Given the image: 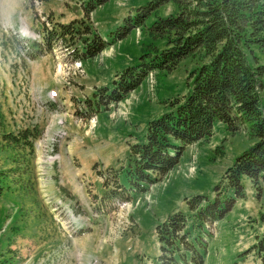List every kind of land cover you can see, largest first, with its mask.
I'll use <instances>...</instances> for the list:
<instances>
[{
    "label": "rangeland",
    "instance_id": "1",
    "mask_svg": "<svg viewBox=\"0 0 264 264\" xmlns=\"http://www.w3.org/2000/svg\"><path fill=\"white\" fill-rule=\"evenodd\" d=\"M148 1L20 0L0 25L5 264H161L170 253L161 247L158 226L174 213L189 228L187 236L177 235L180 253L193 242L204 254L202 264H264L256 250L264 229V177L242 176L239 196L225 177L257 141L248 122L215 120L207 137L176 142L175 162L164 173L153 172L154 182L139 187L120 172L138 158L133 146L146 139L149 120L187 91L192 70L207 59L194 50L172 67L148 70L120 99H105L101 87L110 88L141 53L169 46L172 33L153 23L179 6ZM60 23L73 29L62 33ZM91 31L110 44L80 60L77 40ZM255 48L248 52L252 64L263 61ZM88 97L102 107L92 108ZM32 125L39 134L30 153L10 136ZM117 174L131 197L118 196Z\"/></svg>",
    "mask_w": 264,
    "mask_h": 264
},
{
    "label": "trees",
    "instance_id": "2",
    "mask_svg": "<svg viewBox=\"0 0 264 264\" xmlns=\"http://www.w3.org/2000/svg\"><path fill=\"white\" fill-rule=\"evenodd\" d=\"M166 1L151 0L147 5ZM172 1L179 6L177 12L159 17L153 23L156 30L165 28L167 33H172L166 36L170 37L169 46L141 53L140 61L123 69L112 80L110 88L101 87L105 90V99H120L148 70L172 67L180 57L194 50H203L207 59L192 70L187 91L149 120L146 139L133 146L138 158L130 160L120 172L139 187L141 181L154 182L157 178L153 172L167 171L175 162L181 145L207 137L215 120L231 126L233 117H238L248 122L250 133L257 139L226 170L227 186L239 196L243 188L242 176L251 180L264 177V0ZM59 25L62 33L73 29L67 23ZM77 44L78 57L84 59L97 54L110 42L91 31L89 36L79 37ZM252 45L256 47L254 56L259 57L257 49L263 58L259 63L253 62L256 65L248 58ZM88 102L92 108L102 107L98 98L88 97ZM38 134L36 125L27 126L11 135L10 141L22 147L21 141H24L31 153ZM117 179L120 190L125 191L119 174ZM120 196L126 197L124 194ZM260 215L264 222V211ZM186 227L181 213L170 215L158 226L159 238L165 244L161 247L170 253L168 261L161 264L186 263V253L179 251L181 236L177 237L180 231L187 236L189 228ZM257 241L256 250L264 259V229ZM188 249L193 257H199L197 264H202L203 255L197 252L193 242ZM0 264L5 262L0 261Z\"/></svg>",
    "mask_w": 264,
    "mask_h": 264
},
{
    "label": "clouds",
    "instance_id": "3",
    "mask_svg": "<svg viewBox=\"0 0 264 264\" xmlns=\"http://www.w3.org/2000/svg\"><path fill=\"white\" fill-rule=\"evenodd\" d=\"M20 0H0V25L15 14Z\"/></svg>",
    "mask_w": 264,
    "mask_h": 264
}]
</instances>
